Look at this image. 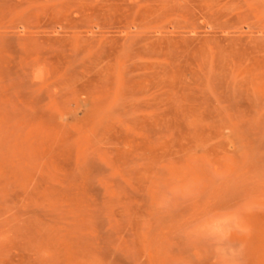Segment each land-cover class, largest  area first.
<instances>
[{
	"label": "rangeland",
	"instance_id": "1",
	"mask_svg": "<svg viewBox=\"0 0 264 264\" xmlns=\"http://www.w3.org/2000/svg\"><path fill=\"white\" fill-rule=\"evenodd\" d=\"M218 246L264 264V0H0V264Z\"/></svg>",
	"mask_w": 264,
	"mask_h": 264
},
{
	"label": "clouds",
	"instance_id": "2",
	"mask_svg": "<svg viewBox=\"0 0 264 264\" xmlns=\"http://www.w3.org/2000/svg\"><path fill=\"white\" fill-rule=\"evenodd\" d=\"M234 230L235 225H232ZM242 228V225L240 226ZM217 264H238L239 258L242 255V246H218L214 249Z\"/></svg>",
	"mask_w": 264,
	"mask_h": 264
}]
</instances>
